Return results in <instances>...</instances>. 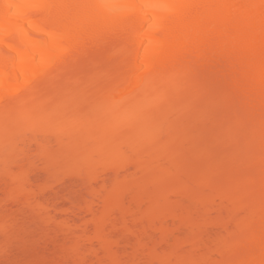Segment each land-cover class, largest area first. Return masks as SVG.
I'll return each instance as SVG.
<instances>
[{
    "label": "bare ground",
    "instance_id": "1",
    "mask_svg": "<svg viewBox=\"0 0 264 264\" xmlns=\"http://www.w3.org/2000/svg\"><path fill=\"white\" fill-rule=\"evenodd\" d=\"M0 168L16 206L81 238L66 260L89 264L101 247L111 257L97 264H138L130 252L153 232V248L183 247L151 264H264V0H0ZM82 187L83 207L47 208ZM157 223L159 235L177 225L161 239ZM10 227L0 232L20 236Z\"/></svg>",
    "mask_w": 264,
    "mask_h": 264
},
{
    "label": "rangeland",
    "instance_id": "2",
    "mask_svg": "<svg viewBox=\"0 0 264 264\" xmlns=\"http://www.w3.org/2000/svg\"><path fill=\"white\" fill-rule=\"evenodd\" d=\"M22 89V86H20V87H18L16 90H21ZM214 89H212V91H213ZM210 93L208 92V93H206L205 95H206V97L209 95ZM23 96V95H22ZM209 99L211 100L212 98L211 97H209ZM208 100V99H207ZM189 117V116H188ZM216 121H218V120H216ZM214 122V121H213ZM197 123V124H196ZM215 123V122H214ZM214 123H211V124H214ZM194 124L195 125H199V122L197 121H195L194 122ZM194 124H192L193 126H194ZM217 124H218V122H217ZM212 126V125H211ZM35 149V147H32V150H33V152H35V155H36V151L34 150ZM32 150L30 151L31 152V154H32V156L31 157H34L35 155H33V153H32ZM179 152H181V151H179ZM184 152V151H183ZM184 153H186V152H184ZM25 154V153H24ZM29 154V153H28ZM30 155V154H29ZM21 156V155H20ZM22 157H23V155H22ZM30 157V156H29ZM29 157H27L26 156V158L25 157H23V159H24V163H25V161H27L28 163H25L24 165H27V167H31L32 165L30 164V160H28L29 159ZM31 157H30V159H31ZM183 157H185V156H183ZM186 157H187V159L186 160H184V162H191L192 160H190L189 159V155H186ZM185 157V158H186ZM237 157V156H236ZM19 158V157H18ZM35 159H36V157H34ZM38 158V157H37ZM20 159V158H19ZM26 159V160H25ZM33 159V158H32ZM39 159V158H38ZM183 162V163H184ZM244 163V162H243ZM187 164V163H186ZM194 166H192V167H189V172H193V173H195V174H197V171H200V167L198 166V163L196 164V162L194 161ZM35 165H37V167L39 166V164H35ZM188 166V165H187ZM26 167V166H25ZM182 167H183V165H182ZM29 168H27V169H29ZM33 171H34V169L33 168H31ZM38 169H40V168H38ZM37 169V170H38ZM186 169H188V167L186 168ZM191 169H193V170H191ZM0 170H1V168H0ZM2 170H3V166H2ZM36 171V170H35ZM183 175H185V174H183ZM177 177H179V176H177ZM181 177V176H180ZM179 177V178H180ZM182 177H185V178H187V176H182ZM181 177V178H182ZM42 179H44V177L42 178ZM175 179V178H174ZM183 179V178H182ZM187 179H189L190 181H192L191 180V178H187ZM40 180V181H39ZM39 180H36L37 182H33L34 183V185H33V188L35 189L36 187H41V186H43V184L44 183H46L47 181L46 180H44V181H46V182H43L41 179H39ZM188 180V181H189ZM183 181H186V179H183ZM189 181V182H190ZM9 182V181H8ZM11 182V181H10ZM171 183H170V185H172V186H174V190H176V191H178L180 188V190L181 191H183V190H185V189H182V187H183V185L181 184V186L182 187H180L178 190H177V188L175 187V185H177V181L176 180H172V178H171V181H170ZM182 183V182H181ZM191 183H193L194 185L192 186V187H196L197 189H199L200 188V185L196 182L195 183V181L194 182H191ZM186 184H187V182H186ZM179 185V184H178ZM184 185H185V183H184ZM188 185H191V184H188ZM11 186H12V184H11ZM11 186L9 185V183H0V207H2V209H0V224H4V226L6 225V227L8 226V228L10 227L9 226V223L11 224L12 223V225H13V227L11 226L10 228L11 229H14V227H15V225L17 224L18 225V227H19V231H18V233L20 232V236H17V238L16 239H14V237L12 236V234H11V230L9 229V231L8 230H6V231H8L9 232V234H11V236L9 235H7V234H4V233H1L0 232V264H87L88 262H87V260H86V262H80L79 260L78 261H76L75 259L77 258V257H75V255H76V251H75V253L73 252L72 254L70 253V255H72V256H70L69 254H68V256H66V258L68 259V260H66V259H64L63 258V249L64 250H66V248L69 246L70 248L73 246V245H75L76 243H78L77 241L75 242V240H76V238L78 239V237H76V238H72L71 239V241H66V240H63V237H61V238H59L60 237V235H63V234H61V232H62V230H61V228H62V226L60 227L59 226V224L57 225V224H55V226H54V222H52V224L53 225H49V224H44V226L42 225V223H40V222H37V221H39L38 220V218H37V216H31V214L32 213H30V211L27 209V206H25V208H24V205H27L26 203H25V200L24 199H20L21 200V203L20 202H17V203H19V205L17 204V206L15 205V203H13L14 202V200H12L11 198H12V195H14L13 194V190H11ZM35 186V187H34ZM45 186V185H44ZM43 186V187H44ZM198 186H199V188H198ZM171 187V186H170ZM186 187H187V185H186ZM189 187V186H188ZM191 187V188H192ZM76 188V187H75ZM80 188H81V186H80ZM83 189H76L75 191H74V189L72 190V189H69V190H67L66 189V191H65V189H63L62 191H60L58 194H60V196L58 195V194H56L57 196H55V198L53 197V196H51V197H53V199L50 197V196H48V197H46V198H49L48 200H50V201H47L46 199H43L44 201H42V203H43V205L45 206V204L44 203H46L45 201H47L48 203H47V205H48V207L47 208H49V209H52V208H54V206H55V208H56V204L57 205H60V208H62L61 206L64 204V205H66V206H64V207H68V209L69 208H73L74 206H77V208H79V206H84L87 202H88V200H89V197L91 196V194H92V192L91 191H87L86 190V188L85 187H82ZM172 188V187H171ZM184 188V187H183ZM202 188V187H201ZM97 189H98V187H97ZM96 189V190H97ZM164 189V188H163ZM188 189V188H187ZM202 189H204L205 191H206V189L207 188H202ZM166 190V189H165ZM194 190V189H193ZM207 190H210V189H207ZM72 191V192H71ZM203 191V190H202ZM9 192H11V194L9 193ZM193 192V191H192ZM207 192H209V191H207ZM164 193H166L165 191H163L161 194H164ZM202 193V192H201ZM10 194V195H9ZM70 194V198H68L69 195ZM203 194V193H202ZM205 194V193H204ZM174 195V197L177 195V194H173ZM173 195H170L169 196V198H171V201H169V204L170 203H172V201L173 202H175V204H176V202H178L177 203V205H179V206H181V204H183V203H181L182 201H180L179 199L181 198H177V199H175L174 197H173ZM10 196V197H9ZM65 196H67V198L65 197ZM177 196H179V195H177ZM176 196V197H177ZM58 197V198H57ZM204 197V196H203ZM206 197V196H205ZM208 197H210V196H208ZM22 198V197H21ZM45 198V197H44ZM192 198H193V196H191V197H187L186 199H190L189 201H191L192 200ZM174 199V200H173ZM182 199V198H181ZM170 200V199H169ZM185 200V199H184ZM17 201H19V200H17ZM195 201V200H194ZM56 202V203H55ZM183 202H186V201H183ZM9 203V204H8ZM13 205H11V204ZM52 203V204H51ZM194 203V202H193ZM3 204H5V205H3ZM6 204H7V206H6ZM21 204H24V205H22L21 206ZM49 204H50V206H49ZM53 204H55L54 206H53ZM185 204V203H184ZM184 204H183V206H184ZM173 205H174V203H173ZM186 205V204H185ZM3 206H4V208H3ZM9 206H12L11 208H9ZM51 206H53L52 208H51ZM175 206V205H174ZM187 206L188 205H186L185 207L187 208ZM191 206H193V205H191ZM7 207V208H6ZM46 207V206H45ZM189 207V206H188ZM29 208H30V206H29ZM59 208V206H57V209H60ZM171 208H172V210L174 211V213H181V215L179 214V216L180 217H185L186 215H187V213H186V215H182V212H183V210H179L178 208H173V206H172V204H171ZM185 208V209H186ZM190 208H192L193 209V207H190ZM26 209V210H25ZM62 209H64V208H62ZM176 209H178V211L176 210ZM184 209V210H185ZM188 209V208H187ZM194 209H196V208H194ZM187 211H189V210H186V212ZM12 213V214H11ZM184 213H185V211H184ZM188 213H190V212H188ZM8 214H11V215H8ZM13 214L15 215V216H13ZM18 214V215H17ZM162 214V216H163V213H160L159 215H161ZM215 214H218V213H215ZM5 215H7L8 217H6ZM26 215H27V217H26ZM36 215H37V213H36ZM214 215V214H213ZM9 216H13L14 217V219H13V217H9ZM161 216V217H162ZM198 216V215H197ZM219 216V215H218ZM16 217H18V218H16ZM161 217H159V219L161 218ZM213 217V216H212ZM10 220V222H9V220ZM27 218L29 219L28 221H27ZM163 218V217H162ZM179 218V217H178ZM177 218V219H178ZM3 219H7V223H8V225L5 223V221L3 220ZM16 219H18L17 220V223H16ZM182 219H184V218H182ZM11 220H13L12 222H11ZM164 220V219H163ZM166 220H168V218L166 219ZM174 220H176V218L174 219ZM179 220H180V218H179ZM32 221V222H31ZM169 222H171V220L169 219L168 220ZM178 221V220H177ZM181 221V220H180ZM14 223V224H13ZM56 223V222H55ZM57 223H58V221H57ZM75 222H73V224H74ZM77 223H79V222H76V224ZM165 223H168L167 221H165ZM174 223H176V221H174L173 222V224ZM178 223H180L179 221H178ZM181 223H182V221H181ZM180 223V224H181ZM70 224H72V223H70ZM133 225V223H131V222H129L128 223V225ZM159 223H157V228L156 227H154V226H152V230H153V227L155 228V231H156V229H157V231H158V228H159V225H158ZM160 224H162V223H160ZM172 224V223H171ZM170 223L169 224H166L165 226H167L168 225V229L166 228V229H164V231L162 230V234H163V232H164V234H166L167 232L169 233V232H171L170 230H169V228H172V230H173V227L174 226H176V225H174L173 227H172V225H171ZM38 225H39V227H38ZM47 225V226H46ZM136 225V224H135ZM162 225H164V224H162ZM161 225V226H162ZM182 225V224H181ZM181 225H179L177 228H179V229H182L183 227V225L181 226ZM48 226H49V228H48ZM72 226V225H71ZM160 226V228H164L163 226L161 227ZM24 227V228H23ZM65 227H66V225H65ZM64 226H63V228L64 229H66ZM129 227H131V226H128V228ZM136 229H137V227H141V225H138L137 227L136 226H134ZM7 228V229H8ZM16 228H17V226H16ZM14 229V230H16L15 232H17V229ZM48 228V229H47ZM131 228H133V227H131ZM135 228H133V230H136ZM175 228V227H174ZM57 230V232L55 231V230ZM91 229V228H90ZM130 229V228H129ZM141 229H144V228H141ZM140 229V230H141ZM176 229V228H175ZM51 230V231H50ZM139 230V229H138ZM144 230H146V229H144ZM149 230H151L150 228H147V233L145 232V231H143L142 230V232H144V233H146V234H148V232H149ZM11 231V232H10ZM123 231V230H122ZM128 231V230H127ZM130 231L131 230H129V232L128 233H130ZM161 231V230H160ZM167 231V232H166ZM182 231H184V230H182ZM126 232V231H125ZM132 232V231H131ZM135 232V231H134ZM138 232V231H137ZM136 232V233H137ZM141 232V231H140ZM166 232V233H165ZM185 232V231H184ZM7 233V232H6ZM55 233H56V235H55ZM59 233H60V235H59ZM133 233V232H132ZM131 233V234H132ZM144 233H143V235H144ZM186 234H187V231L185 232ZM2 234V235H1ZM22 234V235H21ZM53 234V235H52ZM57 234H58V236H57ZM120 234H122V235H124L123 234V232L122 233H120ZM145 234V235H146ZM150 234H152V235H150V236H152V237H148V236H142V234H141V238L139 239V242H146L145 241V239L146 238H143V237H148L146 240H147V242L149 241L148 239L150 238H154V240H155V237H153V232L151 233L150 232ZM157 236H160V238H161V235H159L160 233H159V231L157 232ZM183 234V233H182ZM13 235H15V234H13ZM126 235H128V234H126ZM126 235H125V238H126ZM133 235V234H132ZM137 235V234H136ZM135 235V236H136ZM140 235V234H139ZM156 234H154V236H155ZM170 235V234H169ZM185 235V234H184ZM55 236V237H54ZM128 236H130V234L128 235ZM135 236H132V238H134ZM166 236V235H165ZM176 237H174L173 236V238H172V240H174V243L175 244H179V242L182 240V238H184L185 239V237H182V238H180V240L179 241H175V240H178V238H179V236H180V234H179V236H177V235H175ZM190 236V235H189ZM120 236H118V238H119ZM131 237V236H130ZM130 237L128 238L129 240H131L132 241V239H130ZM163 237V236H162ZM169 237V236H168ZM178 237V238H177ZM54 238H57V240H61V241H56V240H54ZM80 238V237H79ZM123 237L121 236V240H122V244H123V242H124V244H125V241H123L124 240V238L122 239ZM137 239L139 238V237H136ZM157 238V237H156ZM186 238H187V235H186ZM192 237L190 236V238H189V240L191 239ZM14 239V240H13ZM81 239V238H80ZM135 239V238H134ZM136 239V240H137ZM161 239H163V238H161ZM165 239H168L169 241L171 240V238L169 237V238H165L164 237V240ZM12 242H11V241ZM64 241V243L65 242H67V243H72V244H68V246H67V244L64 246L63 244L64 243H62L63 241ZM74 240V241H73ZM120 240V239H119ZM120 240V241H121ZM125 240H127V239H125ZM153 240V241H154ZM157 240H159V239H157ZM156 240V241H157ZM188 240V241H189ZM16 241H18V242H16ZM78 241H80L79 239H78ZM134 242H136L135 240H133ZM153 241L152 242H149V244H152L153 243ZM155 241V244L154 245H158V247H159V245H160V247H161V250L159 249V250H157L158 248H153L152 246H150L148 243H146V245H148V246H150V248L148 247V246H146V250L144 249V248H142V249H144V250H142V249H139L138 250V252H141L140 250H142V253H145L146 254V256H143L142 255V257H140L141 256V254L139 255V253L136 251L137 250V247H141L142 245H145V244H143V243H138V246H137V244H135V252L133 251V252H130V251H128V252H130L131 253V255L132 256H130V257H128V258H131V257H133L132 258V260L133 259H138V260H140L139 262H138V264H144L146 261L145 260H147L148 259V264H151L150 262H151V259L152 258H150V256L152 255L151 253H155V252H157V251H163L162 253H159L158 255H159V257L161 258V256H160V254L162 255V254H164V255H166L167 254V256H170V260H171V256H172V259L174 258L173 256H175L176 257V255H177V253L175 254V252H177L178 250H180L183 246L182 245H180V246H182L180 249H178V245H177V249H175V252H168L169 251V249L174 245L173 243L169 246V247H167V246H165V247H162V246H164V244L165 245H169V244H167V242L168 241H166V242H164V243H160L159 241H162V240H159L158 242H156ZM6 242V243H5ZM8 242H11V243H8ZM116 242H119L118 240L116 241ZM116 242H114V243H116ZM3 243V244H2ZM114 243H112V244H114ZM127 243V242H126ZM128 243H130V241L128 242ZM128 243L126 244L127 245V247H129L130 248V246H128ZM187 243V242H186ZM186 243L185 242H182L181 244H184V246H186ZM118 244V243H117ZM134 244V243H133ZM140 244H141V246H140ZM132 245V244H131ZM153 245V246H154ZM123 246V245H122ZM121 246V247H122ZM125 246V245H124ZM179 246V247H180ZM143 247H145V246H143ZM159 247V248H160ZM174 247H176V246H174ZM187 247V246H186ZM80 248H82V247H80ZM84 248V247H83ZM82 248V249H83ZM117 248H119L118 250H120V247H119V245L117 246ZM125 248H126V246H125ZM148 248H149V250H151L150 252L148 251ZM167 248H169L168 250H166ZM173 248V247H172ZM114 249V248H113ZM122 250H123V247L121 248ZM131 249V248H130ZM129 249V250H130ZM132 249H134V248H132ZM154 249H156L154 252H152ZM184 249H186V248H184ZM85 250H86V248H85ZM116 248L114 249V253H115V257L116 256H120V254H119V252L120 251H118V253L116 254ZM121 250V251H122ZM126 250H128L127 248H126ZM125 250V251H126ZM177 250V251H176ZM83 251H84V249H83ZM101 251H103V252H101ZM113 251V250H112ZM144 251V252H143ZM172 251V250H171ZM185 251V250H184ZM69 252V251H68ZM77 252H79V251H77ZM80 252H81V249H80ZM85 252V251H84ZM87 252V251H86ZM98 252H100V254L101 253H103L102 255H100L99 253V255L97 254V257L96 256H93V258H91V260H89V258H87L88 260H89V264H91L92 263V261L94 260L95 262L93 263V264H97L96 262H99L100 260H97L96 261V259H99V258H102V256L103 257H105L106 256V258L107 257H109V256H107L106 254H104V252H106V251H104L103 249H101V247H99V250H98ZM124 252V251H123ZM123 252H121V254H123ZM181 252V251H180ZM187 252H189L188 250L185 252V253H187ZM150 253V254H149ZM178 253H179V251H178ZM184 253V254H185ZM77 254H79V253H77ZM110 254V253H109ZM125 255H124V257L126 256V260H128L127 259V253H124ZM144 254V255H145ZM180 254H183L182 252L180 253ZM179 254V255H180ZM188 254V257L190 256L189 255V253H187ZM186 254V255H187ZM79 255H81V253L79 254ZM86 255H87V253H86ZM92 255V254H91ZM112 255V254H111ZM114 255V254H113ZM112 255V256H113ZM154 255V254H153ZM152 255V256H153ZM164 255H162V260L161 261H165V259L167 258L166 256H164ZM82 256V255H81ZM80 256V257H81ZM118 256V257H119ZM122 256V255H121ZM181 257H182V255H180ZM75 259H74V258ZM89 257H90V255H89ZM111 257V256H110ZM114 257V256H113ZM136 257V258H135ZM165 259H164V258ZM179 257V256H178ZM194 257V256H193ZM141 258H143L144 260H142L141 261ZM145 258H147V259H145ZM74 259V260H73ZM80 259V258H79ZM82 259H83V257H82ZM80 259L81 261H85V259ZM108 259H110V258H107V260ZM114 259V258H113ZM119 259H121V258H119ZM118 258L116 259L115 258V260H119ZM124 259V258H123ZM136 259V260H137ZM180 259L181 258H179V261H180ZM187 259V258H186ZM189 259V258H188ZM70 260V261H69ZM71 260L72 261H75V263L74 262H71ZM115 260H110V261H112L113 263L115 262V264H117L116 262L117 261H115ZM122 260V259H121ZM125 260V261H126ZM135 260V261H136ZM154 260V259H153ZM168 260V259H167ZM166 260V261H167ZM176 260H178V259H176ZM190 260H191V258H190ZM109 261V262H110ZM160 261V263H162ZM169 261V260H168ZM171 261H173V260H171ZM175 261V260H174ZM179 261H177L176 263H179ZM183 261H187V260H183ZM195 260H191V261H189V262H194ZM121 262L122 261H120V264H121ZM128 262V261H127ZM129 262H130V260H129ZM128 262V263H129ZM125 263V262H124ZM136 263V262H135ZM134 263V264H135ZM154 263H156L155 261H154ZM153 263V264H154ZM165 263V262H164ZM164 263H162V264H164ZM173 263H175V262H173ZM123 264V263H122ZM130 264H133V261H131L130 262ZM157 264V263H156Z\"/></svg>",
    "mask_w": 264,
    "mask_h": 264
}]
</instances>
